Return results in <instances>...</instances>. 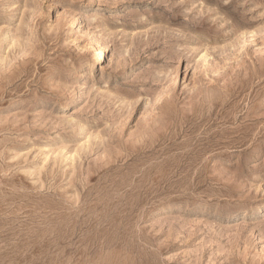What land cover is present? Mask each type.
Instances as JSON below:
<instances>
[{
  "label": "rangeland",
  "instance_id": "rangeland-1",
  "mask_svg": "<svg viewBox=\"0 0 264 264\" xmlns=\"http://www.w3.org/2000/svg\"><path fill=\"white\" fill-rule=\"evenodd\" d=\"M0 264H264V0H0Z\"/></svg>",
  "mask_w": 264,
  "mask_h": 264
},
{
  "label": "bare ground",
  "instance_id": "bare-ground-1",
  "mask_svg": "<svg viewBox=\"0 0 264 264\" xmlns=\"http://www.w3.org/2000/svg\"><path fill=\"white\" fill-rule=\"evenodd\" d=\"M102 52V51H101Z\"/></svg>",
  "mask_w": 264,
  "mask_h": 264
}]
</instances>
